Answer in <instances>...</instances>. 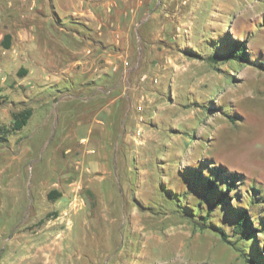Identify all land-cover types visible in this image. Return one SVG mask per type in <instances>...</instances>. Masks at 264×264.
<instances>
[{"label":"rangeland","instance_id":"rangeland-1","mask_svg":"<svg viewBox=\"0 0 264 264\" xmlns=\"http://www.w3.org/2000/svg\"><path fill=\"white\" fill-rule=\"evenodd\" d=\"M33 1L0 0V39L11 36L6 58L20 50L16 25L37 38L20 55L33 79L17 77L25 67L0 48L3 130L12 112L31 107L28 81L46 83L54 73L45 45L52 50L58 39L59 51H82L84 44L71 21L80 0ZM122 1L118 43L109 48L102 33L112 57L92 69L102 91L119 93L122 127L93 123L90 136L77 134L87 144L81 136L65 140V121L48 118L53 105L44 104L21 131L0 133V264H246L233 246L180 217L169 194L183 190L179 174L198 161L209 173L222 167L237 175L233 203L261 201L247 213L264 222V0H144L141 8V0ZM127 8L137 10L125 17ZM36 9L39 19H29ZM229 40L245 44L248 62L209 63ZM55 64L54 71L64 67ZM71 81L51 92L67 93ZM103 134L118 135L104 173L88 168L96 154L81 163L54 151H97ZM50 190L58 199L47 200ZM256 238L264 255V231Z\"/></svg>","mask_w":264,"mask_h":264},{"label":"crops","instance_id":"crops-1","mask_svg":"<svg viewBox=\"0 0 264 264\" xmlns=\"http://www.w3.org/2000/svg\"><path fill=\"white\" fill-rule=\"evenodd\" d=\"M119 1L120 0H80L79 3L75 4V11L72 12L71 21H77L79 28L83 31L82 34L84 41L79 35V39L84 43L82 51H69L65 46L59 51L57 49V47H60L58 39L57 41L54 39L53 41L56 43L53 44L52 50L48 44L45 45L46 53L50 55L49 61L51 63L54 62L52 63V66H50V64L47 65L50 71L51 68L53 69L52 72L54 73L50 72L52 74L45 79L47 80L46 83H42V81L38 83L35 78L36 82L28 81L30 84L29 88L31 90V95L33 97L31 107H29L32 109L31 117L34 112L44 104L47 106L53 105L48 118H59L67 123L64 122L62 124L64 129L70 132L69 135L62 134V138L65 140H68V138L74 140L73 138L81 136V142L84 145L87 144L89 138L83 136H86L85 134L88 136L91 135L93 123L104 126L109 121V124L114 125L117 130H119V127H122L121 121L119 122L120 116L118 111L119 93L116 92V89H113L111 92L102 91L101 86L97 83L100 82L99 78L94 77V72L92 71L98 58L103 55H107V57L110 58L112 57V50L102 49V46H106V44L102 42L103 31H108L104 36L105 41L107 43L113 42L109 43V48L118 43L117 30L122 23L118 22V9L121 7ZM143 1L144 0H141L138 3L139 6L137 8L142 7ZM126 2L127 0H124L121 3L124 6ZM33 3L34 6L38 5L36 0H34ZM135 10L137 9L127 8L126 11L123 12V16L127 17L128 15H132ZM39 11L36 9V13L30 16L29 19L38 20ZM74 17L77 19L75 20ZM14 31L20 38L19 43L21 46H19L20 50L18 56H16L14 52L12 58H6L7 51H11V49H8L4 50L3 58H6L7 60L13 59L14 62L16 57H18L17 60L22 64V61H20L21 53L24 54L25 52L23 51L30 48L37 38L32 36L34 34L33 30L23 27L20 24L16 25ZM4 34H9V32H5ZM95 35L100 39L99 42L92 41V38L95 37ZM56 62L59 64L64 63V67L60 71H54L56 70ZM21 67L22 66H20V68ZM25 69L27 70L26 75H28V79H33V72L27 67H25ZM77 76L80 78L79 80H76ZM70 80L74 81V83L71 81V84H74V86L70 88V91L66 90L68 91L67 93H65V91L59 94H56V91L51 92L53 89H60L62 88L61 86L67 85L66 83L70 82ZM40 102H43L41 106L39 105ZM69 105L72 107H69ZM87 116L92 117L88 123L84 121ZM69 122H72V124ZM61 129L62 133L65 132L63 131V128ZM81 129H84L85 134L82 133L78 136L77 134L81 132ZM125 136L127 139L128 135L125 134ZM117 137L118 135L114 137V135L106 134L99 136L97 140H95V143L98 145L97 151L93 149L87 150L86 148L81 149L72 145L56 148L54 151L61 152V150H64L65 153H73L74 158L80 159L81 163H83L84 160L86 161L87 155L96 154L97 157L93 162L90 161V166H88V168L91 169V171L97 170L104 173L107 171L109 159L114 158L115 156V150L113 147L117 141Z\"/></svg>","mask_w":264,"mask_h":264},{"label":"trees","instance_id":"trees-1","mask_svg":"<svg viewBox=\"0 0 264 264\" xmlns=\"http://www.w3.org/2000/svg\"><path fill=\"white\" fill-rule=\"evenodd\" d=\"M11 36L4 34L0 39V48L10 49ZM221 50V49H220ZM223 63H247V54L243 42L229 40L228 45L222 49V53L208 57V62L216 64L218 60ZM27 73L25 68H19L17 77H24ZM32 115V109L24 107L17 112L11 113L10 125L4 130L5 134L19 132L25 127ZM202 165L196 168H188L179 174L183 190L179 194L176 191L169 194V202L175 206L176 213L188 221L194 229L209 231L217 236L221 242L233 246L238 251L246 264H264V255L257 246L256 235L264 231L263 217L250 216L252 211L261 201H241L244 206H236L233 200H237V188H234L235 174H229L222 167H211L209 173L206 163L198 161ZM206 172L208 174H206ZM60 196L56 190H50L46 194L49 201H54ZM258 199V198H256ZM48 217L45 215L37 223L40 224ZM238 246V247H237ZM246 249L247 252H246ZM264 250V248H263Z\"/></svg>","mask_w":264,"mask_h":264}]
</instances>
